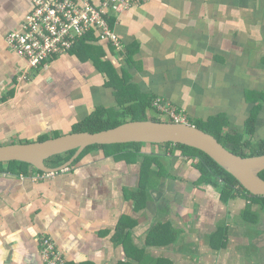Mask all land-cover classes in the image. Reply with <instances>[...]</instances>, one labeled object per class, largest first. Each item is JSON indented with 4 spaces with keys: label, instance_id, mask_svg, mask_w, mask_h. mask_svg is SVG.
Instances as JSON below:
<instances>
[{
    "label": "crops",
    "instance_id": "obj_1",
    "mask_svg": "<svg viewBox=\"0 0 264 264\" xmlns=\"http://www.w3.org/2000/svg\"><path fill=\"white\" fill-rule=\"evenodd\" d=\"M32 9L33 0H0V144L14 143L11 134L29 140L24 135L70 131L99 106H116L108 61L192 123L222 117L225 134L244 132L260 103L250 137L264 138V0H146L113 14L122 50L96 33L19 81L28 64L6 37ZM142 151L162 155L175 176L158 179L141 207L131 197L139 165L104 149L43 179L0 169V264H43L46 235L67 264H264V252L250 250L264 231L260 205L253 206L259 226L243 219L247 198L226 201L219 189L196 185L200 172L185 157L150 144ZM159 222L172 224L176 241L154 242ZM168 237L165 231L157 240Z\"/></svg>",
    "mask_w": 264,
    "mask_h": 264
},
{
    "label": "trees",
    "instance_id": "obj_2",
    "mask_svg": "<svg viewBox=\"0 0 264 264\" xmlns=\"http://www.w3.org/2000/svg\"><path fill=\"white\" fill-rule=\"evenodd\" d=\"M93 33L83 38L79 44H86V40L91 38ZM90 46V45H89ZM115 47V46H114ZM74 49V48H73ZM97 62H101L102 56L94 57ZM103 63V61L101 62ZM106 69L108 79H106V86L113 88V93L116 96L117 105L112 107L99 106L92 113L86 116L84 119L77 122L73 131H90L96 132L112 127H116L129 120H144L153 119L158 121H164L163 118L157 114L160 113L157 108L158 103L169 102L160 96L148 98L142 94L137 85L128 82V79L121 77L117 69L108 61L103 66ZM262 102H264V93L260 96ZM176 107L174 104H172ZM262 104L254 106L250 117L246 122V128L244 132H230L225 134L224 126L225 122L222 117H212L206 121H197L196 123H190L197 125L203 130L212 133L218 138V140L228 147L233 152L242 156H252L264 154V138L254 141L250 136L254 135L256 130V122L259 110ZM177 112H181L176 107ZM153 112L154 115L151 118L148 117V113ZM165 121H174L173 118L166 119ZM58 136V134L56 135ZM246 136H248L246 138ZM49 136H41L37 140H45ZM142 142H128V143H117V144H95L90 145L84 149L79 157L74 161L78 163L81 159L92 150L104 149L107 156H114L117 159L124 158L127 161L136 160V156L140 153L144 155V160L141 165V184L138 190L133 191L131 197L134 198L136 204L139 207L146 203V198L149 193L151 186L158 185V179L162 177H174L175 175L170 173L167 166L162 161V155L145 153L142 151ZM156 146L164 147L165 153L170 155H181L187 159L193 168L200 172L199 178L195 181L196 185L209 184L210 186L220 190L223 200L235 198L237 196H243L250 202L244 209L242 216L247 222L258 223L259 213L253 209L254 204L261 206L264 211V195H253L251 194L240 181L225 168H223L213 157L206 152L181 143H161ZM249 150V152H248ZM76 152V149L67 151L62 154H56L50 157L46 162L51 167H58L68 161ZM168 152V153H167ZM154 153V152H153ZM154 165V167H152ZM0 169L9 171L15 174H31L32 170L38 171L31 164L24 161H10L0 163ZM155 173V174H154ZM154 174V177L152 176ZM261 177L264 178V170L260 173ZM156 176V177H155ZM134 222V221H133ZM168 229V230H166ZM168 231L169 237L164 240H157L162 232ZM225 234L222 232V235ZM150 236H155L154 242L159 244H170L176 241L178 235L174 230L170 222H159L152 229ZM223 238V237H222ZM221 238L220 247L225 245V241Z\"/></svg>",
    "mask_w": 264,
    "mask_h": 264
},
{
    "label": "built area",
    "instance_id": "obj_3",
    "mask_svg": "<svg viewBox=\"0 0 264 264\" xmlns=\"http://www.w3.org/2000/svg\"><path fill=\"white\" fill-rule=\"evenodd\" d=\"M146 0H33V9L20 28L11 32L7 44L12 51L27 61V68L19 81L28 80L51 58L70 52L79 42L93 33L110 41L116 49L123 44L115 28L113 14H119ZM158 111L177 122L185 121L186 114L177 112L170 102L157 104ZM34 179L51 177L55 172L31 171ZM21 176H27L21 174ZM43 264H67L50 236L42 237Z\"/></svg>",
    "mask_w": 264,
    "mask_h": 264
},
{
    "label": "water",
    "instance_id": "obj_4",
    "mask_svg": "<svg viewBox=\"0 0 264 264\" xmlns=\"http://www.w3.org/2000/svg\"><path fill=\"white\" fill-rule=\"evenodd\" d=\"M142 143H181L198 148L213 157L223 168L233 174L253 195H264V154L242 156L216 136L195 124L153 119L129 120L116 127L90 132L69 131L45 140H25L0 144V163L24 161L44 172H59L73 165L74 161L90 145ZM76 149L75 154L58 167H51L47 160L56 155Z\"/></svg>",
    "mask_w": 264,
    "mask_h": 264
},
{
    "label": "rangeland",
    "instance_id": "obj_5",
    "mask_svg": "<svg viewBox=\"0 0 264 264\" xmlns=\"http://www.w3.org/2000/svg\"><path fill=\"white\" fill-rule=\"evenodd\" d=\"M152 115H154L153 114V112H149L148 113V117L149 118H151V116ZM159 117H161V118H163L164 119V121L166 120V119H170L171 117L170 116H168V115H166V114H163V113H158L157 114ZM185 117V121H187V122H189V121H191L190 119H189V117H188V115H185V116H183V118ZM197 121H195V123H196ZM70 131H73V128L70 130ZM65 132H69V131H47V132H43V133H40L39 135L40 136H38V137H35V138H31V135H24V136H27V138H29V140H36V139H38L39 137H41V136H49V137H53V136H56L57 134L58 135H60V134H63V133H65ZM36 136V135H35ZM25 140H27L26 139V137H20L19 135H17V134H11L10 135V137H9V139L7 140V141H11V142H21V141H25ZM0 142H2V141H0ZM2 143H5V142H2ZM7 143V142H6ZM149 144L150 145H152V146H156V144H152V143H143V145H145V146H143V147H145L146 148V146H147V148L149 147ZM142 147V148H143ZM143 150V149H142ZM248 152H249V150H248ZM143 154V153H142ZM141 153L138 155V156H136L137 158H136V160H135V162L137 163V165H142V163H143V160H144V155H142ZM162 159V158H161ZM6 163V162H5ZM152 167H154V165H152ZM155 174V173H154ZM154 174L152 175L153 177H154ZM156 177V176H155ZM169 177V176H168ZM193 182V181H192ZM259 222L257 223L259 226H260V223L262 222V218H260V215H259V220H258ZM264 226V225H263ZM262 229H264V227H262ZM256 237L254 238V243L256 244V245H254V247L255 248H251L250 250H253V253L252 254H256V251L255 250H259V249H261V251L262 252H264V231H263V233L262 234H258V235H255ZM242 254L243 253H246V251H244V252H241ZM261 253V252H260Z\"/></svg>",
    "mask_w": 264,
    "mask_h": 264
},
{
    "label": "flooded vegetation",
    "instance_id": "obj_6",
    "mask_svg": "<svg viewBox=\"0 0 264 264\" xmlns=\"http://www.w3.org/2000/svg\"><path fill=\"white\" fill-rule=\"evenodd\" d=\"M145 146V145H144ZM141 164L138 166V171H139V173H141Z\"/></svg>",
    "mask_w": 264,
    "mask_h": 264
}]
</instances>
